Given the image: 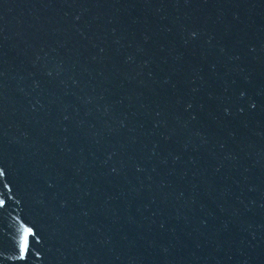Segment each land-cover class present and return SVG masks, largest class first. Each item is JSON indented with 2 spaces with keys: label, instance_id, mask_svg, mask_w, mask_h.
<instances>
[{
  "label": "water",
  "instance_id": "water-1",
  "mask_svg": "<svg viewBox=\"0 0 264 264\" xmlns=\"http://www.w3.org/2000/svg\"><path fill=\"white\" fill-rule=\"evenodd\" d=\"M0 264H264V0H0Z\"/></svg>",
  "mask_w": 264,
  "mask_h": 264
}]
</instances>
